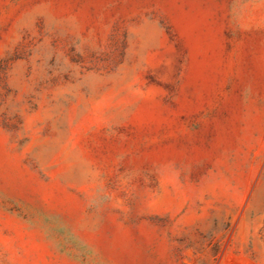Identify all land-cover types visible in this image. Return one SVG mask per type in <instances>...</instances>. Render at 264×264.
<instances>
[{
  "label": "rangeland",
  "instance_id": "obj_1",
  "mask_svg": "<svg viewBox=\"0 0 264 264\" xmlns=\"http://www.w3.org/2000/svg\"><path fill=\"white\" fill-rule=\"evenodd\" d=\"M0 264H264V0H0Z\"/></svg>",
  "mask_w": 264,
  "mask_h": 264
}]
</instances>
